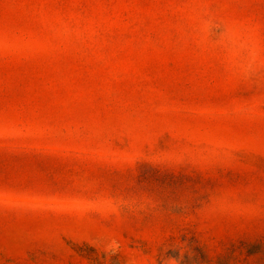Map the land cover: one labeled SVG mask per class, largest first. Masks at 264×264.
Here are the masks:
<instances>
[{
	"label": "rangeland",
	"instance_id": "rangeland-1",
	"mask_svg": "<svg viewBox=\"0 0 264 264\" xmlns=\"http://www.w3.org/2000/svg\"><path fill=\"white\" fill-rule=\"evenodd\" d=\"M0 264H264V0H0Z\"/></svg>",
	"mask_w": 264,
	"mask_h": 264
}]
</instances>
